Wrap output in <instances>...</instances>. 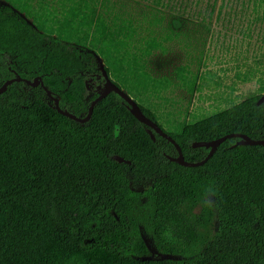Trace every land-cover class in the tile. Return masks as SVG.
<instances>
[{
	"label": "trees",
	"instance_id": "16d2710c",
	"mask_svg": "<svg viewBox=\"0 0 264 264\" xmlns=\"http://www.w3.org/2000/svg\"><path fill=\"white\" fill-rule=\"evenodd\" d=\"M99 67L92 52L0 6V89L23 79L0 92V264H264V146H235L233 137L204 165L184 167L114 92L86 121L58 113L46 89L62 111L87 118L105 82ZM37 77L42 84L25 82ZM263 95L178 132L137 105L185 161L198 162L209 149L196 142L230 133L264 140ZM209 182L213 209L199 203ZM143 233L165 248L149 252Z\"/></svg>",
	"mask_w": 264,
	"mask_h": 264
},
{
	"label": "rangeland",
	"instance_id": "374dc122",
	"mask_svg": "<svg viewBox=\"0 0 264 264\" xmlns=\"http://www.w3.org/2000/svg\"><path fill=\"white\" fill-rule=\"evenodd\" d=\"M259 1L0 0V6L92 52L134 102L151 110L165 130L178 132L264 93ZM142 238L149 252L165 248L146 233Z\"/></svg>",
	"mask_w": 264,
	"mask_h": 264
},
{
	"label": "water",
	"instance_id": "95a60500",
	"mask_svg": "<svg viewBox=\"0 0 264 264\" xmlns=\"http://www.w3.org/2000/svg\"><path fill=\"white\" fill-rule=\"evenodd\" d=\"M99 69L102 73V76L104 78V86H103V92L91 103V106L89 108V113L86 119L81 120L78 119L76 117H74L73 115L69 114L66 111H62L59 107V103L58 100L55 99L54 97H52L51 93L46 89V93L48 95V97L51 100H54L55 103V108L58 111V113L67 116L69 118H72L76 121H86L92 112L93 106L95 105L96 102L100 101L102 98H104L108 93L114 92L116 94H118L120 97H122L130 106L129 110L131 112V114L142 124L146 125L149 129L153 130L155 133H157L158 135H160L162 138L166 139L168 142H170L178 151V156L177 157H168L170 161L175 162L181 166L184 167H198V166H202L204 165L211 157L212 155L215 153L216 149L222 144L224 143L227 139L233 138V137H238L241 140L238 141L235 146H243V145H251V146H255V145H262L264 146V140H252L244 135L241 134H236V133H230V134H226L224 136H221L215 140H211V141H201V142H196L193 144V147L195 148H207L209 149L208 154L205 156V158L201 161L198 162H187L185 161L183 154L181 152V149L179 147V145L175 142V140L169 136L166 132H164L157 123L152 122L151 120H149L148 118H146L144 116V114L142 113V111L140 110L139 106L137 105L136 102H134V100H132V98L125 92L123 91L121 88H119L115 83L112 82V80L109 78V76L107 75L104 66H102L101 64H99ZM23 79L17 77L11 81H8L4 84L3 88L0 89V92H3L7 85L10 84L13 81H22ZM25 82L27 84H29L30 86H37L38 84L41 83V79L39 77H37L34 82L31 81H27L25 80ZM42 84V83H41ZM264 102V95L261 96V98L258 100L257 104L260 105L261 103ZM148 132L151 134V131L148 130ZM151 137H153V135L151 134ZM115 159L118 162H127L126 160H124L121 157L116 156Z\"/></svg>",
	"mask_w": 264,
	"mask_h": 264
},
{
	"label": "clouds",
	"instance_id": "9594fccd",
	"mask_svg": "<svg viewBox=\"0 0 264 264\" xmlns=\"http://www.w3.org/2000/svg\"><path fill=\"white\" fill-rule=\"evenodd\" d=\"M216 195V189L213 184L209 182L207 185L202 187L200 193L199 203L202 207L213 209L215 204L213 202V197Z\"/></svg>",
	"mask_w": 264,
	"mask_h": 264
}]
</instances>
